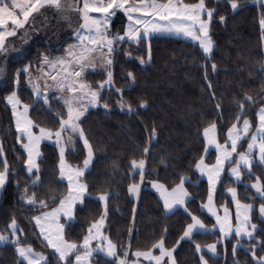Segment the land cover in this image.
<instances>
[{"label": "trees", "instance_id": "trees-1", "mask_svg": "<svg viewBox=\"0 0 264 264\" xmlns=\"http://www.w3.org/2000/svg\"><path fill=\"white\" fill-rule=\"evenodd\" d=\"M183 2L191 4L198 0ZM205 2L208 8L216 10L210 25V35L214 42L210 58L198 44L176 37H151L150 61L147 60L148 41L139 45H118L120 50L114 54L110 69L115 87L123 89L125 99L134 106L140 100H147V107L137 108L133 113L121 110L115 103L119 99L118 94L105 91L103 96L109 103V109L90 107L82 117V127L94 147L92 166L84 176L89 193L92 197L101 191L111 193L105 234L117 244L118 250H122L129 242L131 229V250L135 251L151 247L161 235H165L166 229L165 245L169 248L175 246L177 264H201V253L196 252L194 242L200 243L203 248L216 242L221 234L218 231L201 232L194 234L192 240H181L187 223L191 222L190 217L184 208L167 213L158 194L151 189L150 182L158 180L171 188L179 182L181 174L191 177V181L185 183L190 193L187 209L199 216L206 226L212 227L214 221L201 208L202 202L207 199L208 183L199 177L194 168L196 160L205 155L203 129L215 122L218 139L224 143L227 129L235 122L236 113L239 112L237 101L242 100L245 94L253 96L256 101L254 104L245 103V116L252 121L253 130L258 122L256 112L264 104V30L259 23L264 15V0H240L236 11L231 9L227 0ZM52 13L45 15L43 9V14L40 13L38 18H29L31 26L26 25L25 29L17 31L16 36L9 38L15 39L16 48L24 46L19 49L22 50L21 54L8 62H0V68L3 69L0 73V143L10 169L14 171L0 195V232L8 234V225L12 217H15L24 229L21 234L22 243L31 244L55 264L53 250L45 245L31 220L43 210L38 211L20 199L21 190L30 183V179L24 165L26 153L17 140L14 117L5 100L13 89L18 69L29 63L37 67L41 53L50 57L61 56L69 45L77 44L71 28L81 22L80 14L73 11L68 14L70 18L65 20L55 11ZM219 16H224L225 20L221 22ZM127 25V18L117 13L110 21V32L122 34ZM27 29L29 31L25 36ZM129 49L132 51L131 57L125 54ZM138 57H144L146 63L141 64ZM213 63L216 65L215 71L211 68ZM129 72L135 75L134 83L128 77ZM105 78L102 66L88 70L86 75V80L94 85ZM48 95L51 109L37 100L31 86L21 76L19 96L24 103L32 106L29 111L31 119L40 126L55 129L59 125L56 113H62L65 109L62 102L54 98L59 93L50 91ZM153 126L156 128V136L151 141L145 180L137 200L128 192V186L139 180L138 175L133 176L129 171V161L143 156L142 149L148 142ZM243 145L241 143L240 146ZM41 151L40 176L43 184L29 191H36L39 197L47 199L49 189H54L59 197L67 185L58 179V147L54 143H43ZM85 155L83 142L77 140L74 149L66 152V159L78 165ZM206 161L213 163L214 154L210 153ZM252 172L264 181V167L255 163ZM252 183H255V177L249 176L246 171H243L242 183H235L225 174L215 201L219 207L225 202L229 203L227 188L235 187L242 202L256 206L252 213L253 222L264 227L258 214V206L264 203V199L257 196L251 187H245ZM52 207L55 204L49 203V209ZM102 211V202L86 198L83 204L76 206L74 221L70 225L66 224V238L81 241L88 226L99 218ZM257 235L264 238V232H258ZM236 240L233 236L217 243V253L214 255L204 251L208 264H255L250 251L246 249L256 241L241 240V246L234 256L232 247ZM260 255H264V249L258 246L257 256ZM18 259L11 243L0 245V264H18ZM93 263L111 264V260L96 253Z\"/></svg>", "mask_w": 264, "mask_h": 264}, {"label": "snow or ice", "instance_id": "snow-or-ice-1", "mask_svg": "<svg viewBox=\"0 0 264 264\" xmlns=\"http://www.w3.org/2000/svg\"><path fill=\"white\" fill-rule=\"evenodd\" d=\"M227 2L233 10L240 6V0H227ZM45 8L53 9L65 20L70 18L69 13L78 12L82 23L76 33L77 44L69 45L64 55L61 56L50 57L48 54L41 53L37 67L29 63L18 69L15 73L13 89L5 97L14 117L17 140L26 153L24 165L30 179V183L21 190V201L38 211L43 210L31 220L38 227L39 235L43 238L45 245L53 250L55 264H92L94 253H101L106 258H110L111 264H142V259L149 264H176L175 246L169 248L165 245L166 229L164 230L165 235H161L151 247L135 251L131 250V229L129 230V242L122 250H118L117 244L104 233L103 228L107 219L111 193L101 191L96 197H92L89 193L88 183L84 176L93 162L94 147L82 127V117L90 107L109 109V103L103 96L105 91H115L118 94L119 99L115 103L121 110L133 113L137 108L147 107V100H140L138 105L134 106L131 101L125 99L124 90L115 87L113 73L110 69L114 54L120 50L118 45L125 43L139 45L141 42L148 41L147 60L150 61V38L153 34H183L198 41L203 52L210 58L214 44L210 35V25L216 10L208 8L205 0H198L191 4L184 3L183 0H82V4L78 0H0V26H4L0 28V56L6 57L11 52L17 51L14 45L6 43L7 38L16 36L17 31L25 29L26 25L31 26L29 18L33 13H39ZM16 10H19V14ZM121 11L126 14L129 23L122 34L112 33L110 32V21L117 12ZM90 13L101 15L95 16ZM219 20L222 22L225 17L219 16ZM9 21L13 25L11 30L6 27ZM259 23L264 30V15ZM24 34L26 36L27 32ZM125 54L131 57L132 51L126 50ZM138 59L141 64L146 63L144 57H138ZM97 66L105 69L106 78L94 85L86 80V75L88 70ZM211 68L215 71L216 65L213 63ZM2 72L3 69L0 68V73ZM22 75L31 86L37 100L49 109H51V104L48 93L50 91L54 94L59 93L54 98L62 102L65 111L56 113L59 121L57 128L50 129L40 126L31 119L29 111L32 106L24 103L19 96ZM128 77L133 83L135 82L133 73L129 72ZM205 78H207V66H205ZM209 86H211L210 82ZM246 102L256 103L253 96L248 94H245L242 100L237 101L239 112L236 113L235 122L227 129L224 143H220L218 139L215 122L203 129V138L206 141L204 153L207 154L211 146L217 155L212 164L206 163L205 155H201L194 163V168L208 181L207 199L202 202L201 208L215 217L216 223L212 229H209L199 216L187 209L190 193L185 183L190 182L191 177L181 174L179 182L171 188L158 180L150 183L160 193L166 211H171L179 205L184 207L190 217L191 222L187 223L180 237L181 240L185 238L192 240L194 234L218 230L221 236L216 242L203 246L208 252L216 254L217 243H222L224 239L234 234L237 240L232 247L233 255L235 256L237 248L241 246V240L247 238L250 242L256 241V243H250L246 249L250 251L253 261L255 264H264V255L257 256V247L264 249V238L258 236L257 233L264 232V227L252 221V213L256 206L242 202L238 198L235 187L227 188L235 204L234 213L226 204H221L218 208L214 199L216 186L221 180L226 164L230 165L228 171L230 176L234 177V182H243L242 168L249 176H254L255 183L245 185V187H251L261 199H264V181L252 172L253 163L264 167V104L256 112L258 122L253 130L252 121L245 116ZM219 107L220 105L217 104V108ZM155 136L156 128L153 126L148 142L142 149L143 156L129 161V171L133 176L138 175L139 180L128 186V192L137 200L141 185L145 180L149 148ZM245 139L248 141L246 150L238 151L240 142ZM77 140L83 142L86 155L81 164L74 165L67 161L66 152L74 149ZM43 141H53L58 147L56 166L58 179L62 183L66 182L67 185L59 197L54 189H49L47 199L39 197L36 191H29L30 188L37 189L43 184L40 176V161L43 156L40 146ZM161 162H164L163 159ZM12 174L14 171L10 169L9 162L3 154V145L0 143V191L4 190ZM17 187H19V181H17ZM86 198H95L103 202L102 214L88 226L81 241L70 240L65 235V224L70 225L74 221L76 206L83 204ZM49 203L55 204V207L49 209ZM258 214L259 219L264 222V203L258 206ZM61 218H64V223L60 222ZM7 232L8 234L0 232V244L11 243L14 246L19 258L18 264H53V261L43 252L36 251L31 244L22 243L21 234L24 229L15 217H12ZM194 243L196 252L201 253V264H208L201 244ZM155 250H158V254H154Z\"/></svg>", "mask_w": 264, "mask_h": 264}, {"label": "crops", "instance_id": "crops-1", "mask_svg": "<svg viewBox=\"0 0 264 264\" xmlns=\"http://www.w3.org/2000/svg\"><path fill=\"white\" fill-rule=\"evenodd\" d=\"M81 3H82V1H81ZM93 14H95V13H90V15H93ZM35 130V129H34ZM245 140H242L241 142H240V145H241V143H243L244 145L241 147L240 145H239V147H238V151H245L246 150V147H247V140H246V142H244ZM51 142H53V141H43L42 143H41V145L43 144V143H51ZM41 147V146H40ZM210 153H213L214 154V157H216V155H217V152L214 150V148L213 147H209V149H208V153L207 154H205V161H206V158H207V156L210 154ZM215 162V161H214ZM213 162V163H214ZM206 163H208L207 161H206ZM210 164V163H209ZM212 164V163H211ZM255 163H253V165H254ZM91 166H92V164L90 165V167H89V169L91 168ZM229 167H230V165H225V171H224V173H222V176H221V180H220V182L217 184V186H216V192H215V194H214V199H216V194H217V190H218V188H219V185H220V183H221V181H222V179H223V177L225 176V174H227L233 181H234V177H231L230 176V173H229V171H228V169H229ZM88 169V170H89ZM241 171H242V173H243V171H246L245 169H241ZM87 172V171H86ZM197 174L199 175V177L201 178V179H204V180H206V182L208 183V181H207V178L205 177V176H202V175H200L198 172H197ZM242 181H243V175H242ZM235 183H237V182H235ZM186 187V186H185ZM208 187H209V185H208ZM151 189H153L157 194H158V196H159V198L161 199V197H160V193L155 189V188H153L152 186H151ZM254 190V189H253ZM254 192H255V190H254ZM237 194H238V192H237ZM255 194H256V192H255ZM257 195V194H256ZM227 196H228V198H229V203H227V202H225L224 204H226L227 206H228V208L230 209V210H232L233 211V213H234V208H235V204H234V202L231 200V194L230 193H228L227 192ZM258 196V195H257ZM239 198V197H238ZM161 201H162V199H161ZM163 202V201H162ZM102 204H103V202H102ZM215 204H216V201H215ZM216 206L219 208V206L216 204ZM179 208H184V207H182V206H176L173 210H171V211H166L167 213H172V212H174L175 210H177V209H179ZM213 221H214V224L216 223V220H215V217H213L210 213H207L206 212V210H203ZM221 214H222V209H221ZM253 221V220H252ZM61 223H64L65 221H64V218H61V221H60ZM233 223L235 224V218H234V215H233ZM105 225H106V222H105ZM105 225H104V228H105ZM65 227H66V224H65ZM208 227V226H207ZM104 228H103V231H104ZM209 229H212V227H208ZM37 229H38V227H37ZM39 230V229H38ZM216 231H218V230H216ZM209 232H212V231H209ZM219 232V231H218ZM105 233V232H104ZM220 233V232H219ZM221 234V233H220ZM233 236H235L234 234H233ZM233 236H230L229 238H231V237H233ZM229 238H227V239H229ZM185 239H187V238H185ZM225 240V239H224ZM242 240H248L247 238H243ZM93 246H95V242H93ZM203 250L204 251H206L208 254H210V255H214V254H212V253H210V252H208L207 251V249L206 248H203ZM96 253H94V255H95ZM101 254V253H100ZM154 254H158V250H155V253ZM94 255H93V257H92V264H94L93 263V258H94ZM103 255V254H102ZM103 256H105V255H103ZM108 259H110V258H108ZM142 259V258H141ZM143 263H147V264H149V262H147V261H143V259H142V264ZM177 264V263H176Z\"/></svg>", "mask_w": 264, "mask_h": 264}, {"label": "rangeland", "instance_id": "rangeland-1", "mask_svg": "<svg viewBox=\"0 0 264 264\" xmlns=\"http://www.w3.org/2000/svg\"><path fill=\"white\" fill-rule=\"evenodd\" d=\"M238 9V8H237ZM236 9V10H237ZM45 10V15L46 14H49V15H52L53 13H52V11H54L53 9H51V8H45L44 9ZM236 10H233V11H236ZM17 12H18V14H19V10H16ZM40 13L41 14H43V9H41L40 10V12L39 13H33V15H32V18H34V19H36V18H38L39 17V15H40ZM99 16V15H98ZM81 17V16H80ZM31 18V17H30ZM82 23V19H81V22L80 23H77V24H74L73 26H72V28H71V31H73L74 32V35H75V37H76V33H77V31H79V26H80V24ZM129 23V22H128ZM8 24H9V27H7L9 30H11V28L13 27V25L11 24V21H9L8 22ZM29 31V29H27L26 30V32H28ZM25 33V32H24ZM166 36V37H176V38H182V39H185V40H187V41H190V42H193V43H196V44H198L199 46H200V44H199V42L198 41H195V40H193L191 37H186V36H184L183 34H175V33H157V34H153L151 37H153V36ZM11 37H13V36H11ZM11 37H8L7 38V41H6V43H9V44H11V45H14V43H15V39H10L9 40V38H11ZM22 41V40H21ZM15 46V45H14ZM23 47L24 46H17V51L16 52H11L8 56H0V62L1 61H3V60H5V61H9L10 59H12L13 57H15V56H17V55H19V54H21V52H22V50H20L19 51V49H23ZM26 48V47H25ZM206 55V54H205ZM95 108V107H94ZM51 143H54V142H51ZM1 192L2 191H0V195H1ZM0 245H4V244H0Z\"/></svg>", "mask_w": 264, "mask_h": 264}, {"label": "water", "instance_id": "water-1", "mask_svg": "<svg viewBox=\"0 0 264 264\" xmlns=\"http://www.w3.org/2000/svg\"><path fill=\"white\" fill-rule=\"evenodd\" d=\"M117 13H121V14H123L127 18L126 14H124L122 11L121 12H117ZM3 27L4 26H0V28H3ZM6 27H8V25Z\"/></svg>", "mask_w": 264, "mask_h": 264}]
</instances>
